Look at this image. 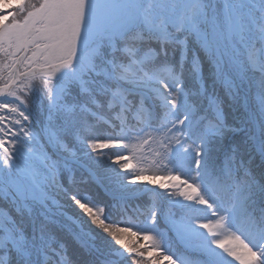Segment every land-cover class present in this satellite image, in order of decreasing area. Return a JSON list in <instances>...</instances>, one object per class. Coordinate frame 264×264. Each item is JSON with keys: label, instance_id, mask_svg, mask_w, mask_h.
Masks as SVG:
<instances>
[{"label": "snow or ice", "instance_id": "1", "mask_svg": "<svg viewBox=\"0 0 264 264\" xmlns=\"http://www.w3.org/2000/svg\"><path fill=\"white\" fill-rule=\"evenodd\" d=\"M11 3L0 264H264V0Z\"/></svg>", "mask_w": 264, "mask_h": 264}, {"label": "trees", "instance_id": "2", "mask_svg": "<svg viewBox=\"0 0 264 264\" xmlns=\"http://www.w3.org/2000/svg\"><path fill=\"white\" fill-rule=\"evenodd\" d=\"M4 2H7V0H0V5Z\"/></svg>", "mask_w": 264, "mask_h": 264}]
</instances>
